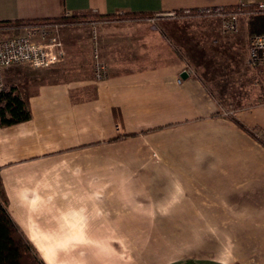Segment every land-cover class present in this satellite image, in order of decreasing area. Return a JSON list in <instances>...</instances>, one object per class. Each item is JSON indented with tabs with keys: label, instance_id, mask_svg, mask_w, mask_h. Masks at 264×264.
<instances>
[{
	"label": "crops",
	"instance_id": "obj_1",
	"mask_svg": "<svg viewBox=\"0 0 264 264\" xmlns=\"http://www.w3.org/2000/svg\"><path fill=\"white\" fill-rule=\"evenodd\" d=\"M261 1L0 0V20L156 15L53 25L79 41L64 62L0 67L31 113L0 124V197L46 264H264V102L226 114L203 64L220 37L172 40L180 20H221L197 9Z\"/></svg>",
	"mask_w": 264,
	"mask_h": 264
},
{
	"label": "trees",
	"instance_id": "obj_2",
	"mask_svg": "<svg viewBox=\"0 0 264 264\" xmlns=\"http://www.w3.org/2000/svg\"><path fill=\"white\" fill-rule=\"evenodd\" d=\"M210 8H220V10L225 12H239L241 15L246 14L250 33L264 32V13L258 11V3ZM206 9L207 8H200L199 10L197 9V11L206 13ZM178 12L182 13L184 11L180 10ZM153 15H155L153 11L144 10H129L103 14L71 13L64 10L62 14L54 17L0 20V34L5 35L4 32L12 33V35L19 34L27 26L79 24L93 20H134L150 18ZM30 116V110L17 85L6 84V88L0 91V124L2 126L17 124L28 120ZM237 121L242 127L251 131L241 121ZM261 140L264 143V140ZM0 264H46L39 252L35 249L31 240L22 231L18 222L10 213L7 202L2 197H0Z\"/></svg>",
	"mask_w": 264,
	"mask_h": 264
},
{
	"label": "rangeland",
	"instance_id": "obj_3",
	"mask_svg": "<svg viewBox=\"0 0 264 264\" xmlns=\"http://www.w3.org/2000/svg\"><path fill=\"white\" fill-rule=\"evenodd\" d=\"M207 14H211V13H207ZM242 16H243L241 21L242 27L239 29L238 32L231 33L234 34L231 36L225 35V37H221L222 36L221 33L223 31V30L221 31L222 19L218 20L217 18H214V20L206 19L203 21L202 20L197 21L193 19L190 20L189 22H186V20H180L178 26L176 28L173 27L174 29H172V31L175 30L176 32H178V34L174 35L175 38L173 37L174 39H172L176 43L182 42L181 41L182 36H185L188 39L191 37L196 38V37H200V35L203 32L207 34L206 40L210 36L213 37L217 35L218 38L220 37L219 38L220 42L211 43V44L209 42L207 43L210 46L208 52L209 57L204 59L203 64L207 66V70L209 72H215L216 75L213 78L214 79L217 78L218 84L217 87H215L214 91L217 94V96L221 97L222 101H224V109L227 110V112L230 115L232 114L233 111L234 113H236L237 111L242 110L244 107L249 108L250 106L264 102V89H262L261 87L262 84L264 85V79L260 80L259 84L257 83L258 79L260 78L257 74H255V72L250 67L249 62L247 61L248 46L252 33H250L249 31L248 19H247L248 17L246 16V14ZM155 17L156 15H153L150 18L153 19ZM93 21L82 22L79 24L94 23ZM186 24H189V26H186ZM57 25L59 24H56V26ZM52 33L66 42L67 52L69 50L71 51L72 50L71 48L76 46L77 44L79 45V41L77 40L71 41L65 39L64 38L66 37L65 34H62L58 31ZM96 34L97 36H94ZM95 38H97L99 41L97 28L93 26L91 31V44L89 45V48H91L92 50L93 60H94L93 44ZM228 40H230L232 43L234 41V45L236 47L233 50L230 45L231 42H229ZM222 42L227 43L226 47H229V50H227L226 52H220L218 50L217 52L216 51L213 52L212 50L218 47L223 51L224 46H221ZM187 45L185 44V46ZM192 55L195 56V54ZM192 58L194 59L195 57ZM196 62H198V58L196 59ZM226 65H230V66H226ZM30 66L33 67L32 65ZM242 103H244V105Z\"/></svg>",
	"mask_w": 264,
	"mask_h": 264
},
{
	"label": "built area",
	"instance_id": "obj_4",
	"mask_svg": "<svg viewBox=\"0 0 264 264\" xmlns=\"http://www.w3.org/2000/svg\"><path fill=\"white\" fill-rule=\"evenodd\" d=\"M258 11L264 13V1L258 3ZM206 13H218L222 19V30L235 33L240 29L239 12H225L220 8H207ZM53 25L27 26L24 31L14 35L0 34V67L18 64H30L34 68L57 66L67 54L66 42L54 35ZM94 36H97L94 35ZM94 70L98 78L106 75L107 65L99 54V41L94 40ZM249 64L264 75V32L251 35L249 42ZM6 88V82L0 75V91ZM226 114H229L226 112ZM120 129V123H117Z\"/></svg>",
	"mask_w": 264,
	"mask_h": 264
}]
</instances>
